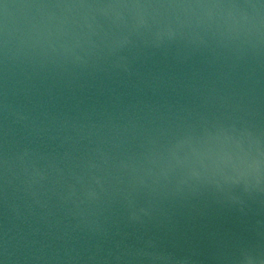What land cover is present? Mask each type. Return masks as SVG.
Masks as SVG:
<instances>
[{"label": "water", "instance_id": "water-1", "mask_svg": "<svg viewBox=\"0 0 264 264\" xmlns=\"http://www.w3.org/2000/svg\"><path fill=\"white\" fill-rule=\"evenodd\" d=\"M0 264H264V0H0Z\"/></svg>", "mask_w": 264, "mask_h": 264}]
</instances>
